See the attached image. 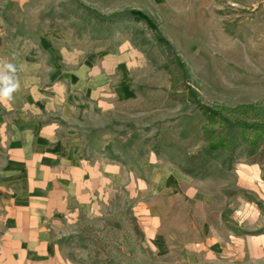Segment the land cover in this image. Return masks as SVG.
<instances>
[{"label":"rangeland","instance_id":"obj_1","mask_svg":"<svg viewBox=\"0 0 264 264\" xmlns=\"http://www.w3.org/2000/svg\"><path fill=\"white\" fill-rule=\"evenodd\" d=\"M2 3L22 8L28 31L57 34L68 55L136 48L140 59L137 103L75 125L108 176L97 209L62 228L69 256L249 264L250 238H264V0ZM228 247L234 256L217 254Z\"/></svg>","mask_w":264,"mask_h":264},{"label":"crops","instance_id":"obj_2","mask_svg":"<svg viewBox=\"0 0 264 264\" xmlns=\"http://www.w3.org/2000/svg\"><path fill=\"white\" fill-rule=\"evenodd\" d=\"M6 3L0 67H15L19 88L0 103V264H78L62 228L97 209L108 174L101 156L87 157L75 125L87 112L137 103L130 75L140 59L136 48L98 54L75 46L68 55L57 34L28 31L22 8ZM250 240L259 254L249 264H264V238Z\"/></svg>","mask_w":264,"mask_h":264},{"label":"clouds","instance_id":"obj_3","mask_svg":"<svg viewBox=\"0 0 264 264\" xmlns=\"http://www.w3.org/2000/svg\"><path fill=\"white\" fill-rule=\"evenodd\" d=\"M15 71L12 64H4L0 67V103L10 101L12 93L19 88V82L13 75Z\"/></svg>","mask_w":264,"mask_h":264},{"label":"trees","instance_id":"obj_4","mask_svg":"<svg viewBox=\"0 0 264 264\" xmlns=\"http://www.w3.org/2000/svg\"><path fill=\"white\" fill-rule=\"evenodd\" d=\"M219 146H222V145L220 144ZM229 146H230V148H231V144H228V145H227V147H229ZM213 147H214V146H213ZM214 148H215V147H214ZM224 148H225V147H224Z\"/></svg>","mask_w":264,"mask_h":264}]
</instances>
